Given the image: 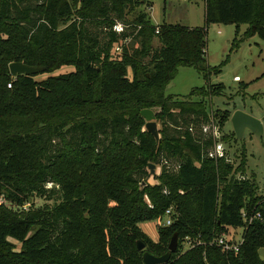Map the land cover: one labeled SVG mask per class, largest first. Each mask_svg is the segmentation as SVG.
Masks as SVG:
<instances>
[{
	"label": "trees",
	"instance_id": "obj_1",
	"mask_svg": "<svg viewBox=\"0 0 264 264\" xmlns=\"http://www.w3.org/2000/svg\"><path fill=\"white\" fill-rule=\"evenodd\" d=\"M145 6L0 0V264H143L137 242L161 257L174 234L178 249L165 264H264V197L243 178L245 149L237 166L226 153L210 159L204 91L164 94L179 68L205 81L219 72L206 62L210 24L236 33L246 26L235 48L255 35L264 40V0H204V25L195 29L152 26ZM116 45L120 57L111 59ZM12 63L44 72L12 78ZM55 64L74 72L35 80ZM75 76L82 93L59 94ZM144 109L161 123L158 141L145 130ZM150 165L160 168L156 185ZM169 209L172 222L163 227ZM152 221H161L157 242L139 228ZM228 229L243 230L237 252L215 244Z\"/></svg>",
	"mask_w": 264,
	"mask_h": 264
},
{
	"label": "rangeland",
	"instance_id": "obj_2",
	"mask_svg": "<svg viewBox=\"0 0 264 264\" xmlns=\"http://www.w3.org/2000/svg\"><path fill=\"white\" fill-rule=\"evenodd\" d=\"M143 1L147 5L144 9L152 26L165 24L195 29L202 28L204 25V0ZM128 19L131 20L132 16ZM246 28V26H241L236 33V28L233 25L210 24L206 36V62L212 70L218 68L219 72L209 74L210 76L205 81L194 69L179 68L175 78L165 87L164 94L183 99L189 96L192 90H195L196 93L200 89L204 91L203 94L206 96L203 103L210 114L207 125L212 123L217 125V121L214 119L215 113L221 119L218 127L219 139L216 141L218 146L227 154L234 166L239 164L242 148L245 149L246 169L243 178L254 180L258 186V196L264 197V135L258 138L246 131L241 141L229 139L233 133L230 119L235 111H241L256 119L264 117V40L255 35L241 41L238 48H235L237 42L243 39ZM153 46L154 48L159 47L156 40L153 42ZM110 57L119 59L120 56L113 51ZM54 67L57 68L49 72L48 75H39L35 80L42 81L58 74L74 72L72 66H57L55 64ZM221 84L223 89H221ZM81 93L82 80L79 76H75L70 85L60 87L59 94L77 97ZM198 99L192 97L190 101ZM155 122L160 138L162 126L157 118ZM175 163L171 161L168 166L173 169ZM159 176L160 168L157 167L155 168V177L150 178L149 184H158ZM35 204L42 205L43 203L36 201ZM160 222L142 223L139 228L151 241L157 242ZM242 232V229H228L227 234L222 238L228 242L239 241ZM10 242L15 245L16 249L19 248V245L14 241L10 240ZM187 248L188 244L184 243L180 250L185 251ZM258 257L264 262V249L258 251Z\"/></svg>",
	"mask_w": 264,
	"mask_h": 264
},
{
	"label": "water",
	"instance_id": "obj_3",
	"mask_svg": "<svg viewBox=\"0 0 264 264\" xmlns=\"http://www.w3.org/2000/svg\"><path fill=\"white\" fill-rule=\"evenodd\" d=\"M43 68L29 67L22 63H12L9 65V73L12 78L18 76H34L43 73ZM141 118L145 121V130L156 141L159 140V132L155 122V113L152 110L144 109L140 112ZM232 132L237 141H241L246 131L255 137H262L264 135V117L256 119L241 111H235L230 119ZM151 176L155 175V166H149ZM138 252H142L143 264H165L170 260L172 254H175L178 249V236L174 234L168 244V252L161 256L155 257L145 251V245L142 242L136 243Z\"/></svg>",
	"mask_w": 264,
	"mask_h": 264
},
{
	"label": "built area",
	"instance_id": "obj_4",
	"mask_svg": "<svg viewBox=\"0 0 264 264\" xmlns=\"http://www.w3.org/2000/svg\"><path fill=\"white\" fill-rule=\"evenodd\" d=\"M180 1H184V2H188L190 0H180ZM123 27L121 25H117L114 27V31L116 33H120L122 32ZM156 34H158V30L156 31ZM121 52V47L119 45H116L114 48V53L119 54ZM8 88H10V85L8 86ZM210 126V127H209ZM203 133L206 135H209L213 141H214V147L212 149V151L209 153V158L213 159V160H217V159H221V158H225V153L223 150H221V148L218 146L217 142L219 139V130H218V126L215 124H210L207 125L203 128ZM242 217L246 220V214L244 213L242 215ZM259 219L260 218V214L256 213L253 217H251L250 219H247L248 223H251L253 219ZM171 210H167L165 212V215L163 217V221H162V226L163 227H169L171 225ZM242 243V238L239 241H226L224 238H219L217 239V241L215 242V244L220 247L223 251H234L237 252L239 245H241ZM188 244V243H187ZM189 245V244H188Z\"/></svg>",
	"mask_w": 264,
	"mask_h": 264
}]
</instances>
